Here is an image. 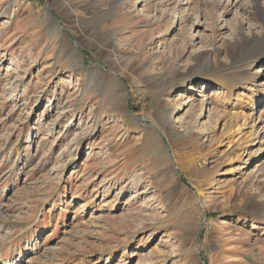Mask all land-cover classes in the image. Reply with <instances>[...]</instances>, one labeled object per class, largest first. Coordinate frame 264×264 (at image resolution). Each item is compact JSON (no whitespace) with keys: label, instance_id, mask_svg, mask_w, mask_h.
<instances>
[{"label":"rangeland","instance_id":"obj_1","mask_svg":"<svg viewBox=\"0 0 264 264\" xmlns=\"http://www.w3.org/2000/svg\"><path fill=\"white\" fill-rule=\"evenodd\" d=\"M263 115L264 0H0V264H264Z\"/></svg>","mask_w":264,"mask_h":264},{"label":"bare ground","instance_id":"obj_2","mask_svg":"<svg viewBox=\"0 0 264 264\" xmlns=\"http://www.w3.org/2000/svg\"><path fill=\"white\" fill-rule=\"evenodd\" d=\"M251 8V7H250ZM62 10V9H61ZM207 65V64H206ZM197 66V65H196ZM96 70V69H95ZM261 77V73H259V70H258V72H257V74L256 75H254L253 76V78H254V80L257 82V80L259 79ZM205 86H207L206 88H205V91H210L211 90V88L214 86V84H212V83H208V84H206ZM209 95V96H208ZM207 95V93L206 94H204V96H202V98L204 99V104H202V111H204V107H205V105H209L210 104V102H211V99H210V94H208ZM188 101V100H187ZM190 101V100H189ZM188 101V102H189ZM203 101V100H202ZM256 102H257V99H256ZM186 105H188V104H186ZM178 111H182V109L181 108H179L176 112H174V114H177L178 113ZM216 115L214 116V118H215V121H214V126H215V128H218L219 127V125L221 124V122L224 120V116L223 115H220V114H217V113H215ZM264 119V115L262 116V119H261V121ZM182 122V120L180 119H178V120H176L174 123H173V125H170L171 126V130L172 131H174V130H177L178 129V126H179V124ZM197 123V122H196ZM195 123V124H196ZM237 123H238V116H235V115H233L232 117H230V123H229V127H228V131H227V133H222L223 134V137H224V140H226V142H225V144H227V145H229V150H231V154H233L234 155V158H235V161H238V160H240V158L242 157V155L244 154V153H246L247 152V150H248V148H249V146H251L250 145V143L249 142H252L253 140H254V136H255V134H256V131H257V129H256V127L254 126V123H253V121H252V119L250 120V121H248V118L247 119H245L244 121H243V124L241 125V127L243 128V129H248L249 131H247V132H245V133H243L242 134V132H240V131H242V129H241V127L240 128H238L237 127ZM170 130V131H171ZM214 130H212L211 132H207V134H212V132H213ZM175 132V131H174ZM176 133V132H175ZM187 133H192V131H188ZM212 136V135H211ZM172 138H176V137H178V135H175V136H171ZM230 137H237V140H236V144H237V146H236V149L234 148V145H232V142H229V138ZM222 142H220V144H221ZM244 156H248L247 158H246V163L248 162V159L250 158V155H247V153L244 155ZM229 157V156H228ZM233 160V158H231L230 159V161H232ZM239 162V161H238ZM245 167V166H244ZM242 169H244V168H242ZM235 171V170H234Z\"/></svg>","mask_w":264,"mask_h":264}]
</instances>
